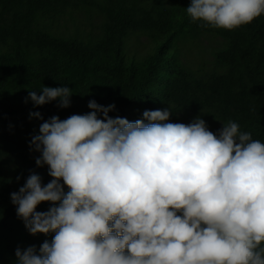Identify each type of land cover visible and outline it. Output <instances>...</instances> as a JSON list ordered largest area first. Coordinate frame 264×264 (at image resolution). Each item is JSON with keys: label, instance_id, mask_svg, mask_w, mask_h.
<instances>
[{"label": "clouds", "instance_id": "9594fccd", "mask_svg": "<svg viewBox=\"0 0 264 264\" xmlns=\"http://www.w3.org/2000/svg\"><path fill=\"white\" fill-rule=\"evenodd\" d=\"M186 12L231 31L264 15V0H191ZM39 92L25 102L68 108L74 94ZM87 107L31 138L51 180L30 171L10 198L29 234L51 239L17 247L16 264H264V143L233 121L215 133L200 116L169 122V107L135 121Z\"/></svg>", "mask_w": 264, "mask_h": 264}, {"label": "trees", "instance_id": "16d2710c", "mask_svg": "<svg viewBox=\"0 0 264 264\" xmlns=\"http://www.w3.org/2000/svg\"><path fill=\"white\" fill-rule=\"evenodd\" d=\"M101 1L0 0V120L18 123L21 133L0 127V157L12 155L20 166L13 177L0 175V264H16L17 247L39 248L51 239L29 234L10 194L24 185L30 171L44 184L51 180L47 166H36L40 153L30 151L29 144L52 116L63 120L87 113L93 99L103 106L115 104L109 115L129 121L143 119L145 110L168 107L172 123L179 111L214 110L223 122L238 123L242 132L264 143V15L229 31L193 22L186 12L191 0H177L171 8L164 6L166 0ZM86 7H96L108 20L102 36L92 42L58 37L38 26L42 18ZM134 33L151 40L152 48L142 58L129 57L124 50L126 38ZM211 33L225 40L215 54L225 72L197 77L182 64L181 45L186 36ZM242 56L248 79L240 68ZM43 86L72 88L71 106L60 108L58 100L42 106L25 102L30 90L40 94ZM34 112L43 120L30 118ZM49 207L45 202L37 211Z\"/></svg>", "mask_w": 264, "mask_h": 264}, {"label": "rangeland", "instance_id": "374dc122", "mask_svg": "<svg viewBox=\"0 0 264 264\" xmlns=\"http://www.w3.org/2000/svg\"><path fill=\"white\" fill-rule=\"evenodd\" d=\"M94 1L102 3L101 0ZM172 2L177 4V0H166L164 6L171 8ZM107 22V18L96 7H86L82 10L69 11L64 15H56L50 19L42 18L38 26L58 37L74 38L82 42H92L102 36L103 25ZM185 39L181 45L180 60L189 72L197 77L213 72H225V68L216 62L215 57V54L225 45V40L222 37L211 33L197 35L196 37L186 36ZM151 48V40L147 36L134 33L130 34L125 40L124 50L129 57L142 58ZM246 64L247 59L242 56L240 68L244 73L245 79H248L249 75ZM262 78L264 80V72ZM198 116L206 121L209 130L213 132L221 129L222 124H226L219 119L218 113L214 110L179 111L175 115L174 123L188 124ZM2 125H5L14 135L21 134L19 124L16 122L8 120L4 123L0 120V127ZM0 158V175L4 179L13 177L20 170L19 164L12 155H2Z\"/></svg>", "mask_w": 264, "mask_h": 264}]
</instances>
